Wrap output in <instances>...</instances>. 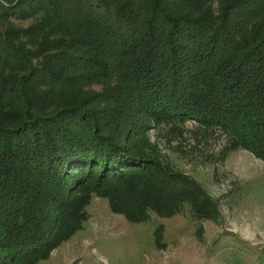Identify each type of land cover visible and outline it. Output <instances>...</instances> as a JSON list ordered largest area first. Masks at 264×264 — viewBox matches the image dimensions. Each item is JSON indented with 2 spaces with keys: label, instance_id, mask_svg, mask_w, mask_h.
Returning a JSON list of instances; mask_svg holds the SVG:
<instances>
[{
  "label": "trees",
  "instance_id": "trees-1",
  "mask_svg": "<svg viewBox=\"0 0 264 264\" xmlns=\"http://www.w3.org/2000/svg\"><path fill=\"white\" fill-rule=\"evenodd\" d=\"M213 2L0 0V20L40 16L0 33V264L48 258L92 195L131 223L185 203L214 217L201 185L153 156L148 120L216 126L264 161V0Z\"/></svg>",
  "mask_w": 264,
  "mask_h": 264
},
{
  "label": "rangeland",
  "instance_id": "rangeland-1",
  "mask_svg": "<svg viewBox=\"0 0 264 264\" xmlns=\"http://www.w3.org/2000/svg\"><path fill=\"white\" fill-rule=\"evenodd\" d=\"M217 5V0L211 4L214 11ZM39 20H0V33L25 30ZM31 40L20 34L17 45L35 54ZM102 89L83 87L89 93ZM145 123L153 156L194 178L215 202V216L196 221L185 203L171 218L151 214L148 221L131 223L112 213L106 199L92 195L82 229L36 264H264V161L216 126L194 120Z\"/></svg>",
  "mask_w": 264,
  "mask_h": 264
}]
</instances>
